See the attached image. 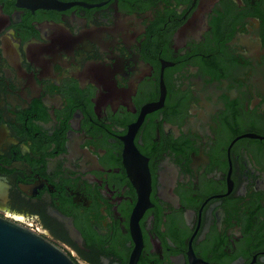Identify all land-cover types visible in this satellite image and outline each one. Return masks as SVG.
<instances>
[{
  "label": "flooded vegetation",
  "instance_id": "obj_1",
  "mask_svg": "<svg viewBox=\"0 0 264 264\" xmlns=\"http://www.w3.org/2000/svg\"><path fill=\"white\" fill-rule=\"evenodd\" d=\"M0 218L75 264H264V0H0Z\"/></svg>",
  "mask_w": 264,
  "mask_h": 264
},
{
  "label": "water",
  "instance_id": "obj_2",
  "mask_svg": "<svg viewBox=\"0 0 264 264\" xmlns=\"http://www.w3.org/2000/svg\"><path fill=\"white\" fill-rule=\"evenodd\" d=\"M0 264H75L32 230L0 218Z\"/></svg>",
  "mask_w": 264,
  "mask_h": 264
}]
</instances>
